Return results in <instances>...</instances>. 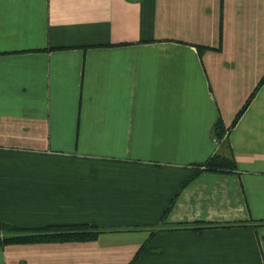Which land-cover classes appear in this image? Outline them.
<instances>
[{"label": "crops", "instance_id": "1", "mask_svg": "<svg viewBox=\"0 0 264 264\" xmlns=\"http://www.w3.org/2000/svg\"><path fill=\"white\" fill-rule=\"evenodd\" d=\"M263 77L264 0H0V222L96 228L0 264H264Z\"/></svg>", "mask_w": 264, "mask_h": 264}, {"label": "trees", "instance_id": "2", "mask_svg": "<svg viewBox=\"0 0 264 264\" xmlns=\"http://www.w3.org/2000/svg\"><path fill=\"white\" fill-rule=\"evenodd\" d=\"M200 49L201 47H197V50ZM263 81H264V77L262 78L258 86H260L263 83ZM251 98L252 96H250V98L247 100L245 105L239 111L232 125H234L236 120L247 108ZM219 126L220 125L218 124L215 126V131L218 137H220L222 134L220 131L217 132V130L220 128ZM204 167L207 171H222L223 169H226L228 165L227 162H223V161L220 162L218 159L212 158L204 165ZM262 225H264V223ZM1 231L7 233H14L15 236H11V237L2 236V238L0 236V247H3L8 244H32V243H45V242L62 241V240L63 241L86 240L96 237V233H95L96 228L94 226H88V225L70 226V227L68 226L51 227L42 230L44 232L33 233L23 230L21 231L13 228L12 226L0 222V232ZM141 250L142 248L139 250V253L141 252Z\"/></svg>", "mask_w": 264, "mask_h": 264}, {"label": "rangeland", "instance_id": "3", "mask_svg": "<svg viewBox=\"0 0 264 264\" xmlns=\"http://www.w3.org/2000/svg\"><path fill=\"white\" fill-rule=\"evenodd\" d=\"M51 231H54V230H51ZM12 234V235H11ZM0 236L2 238V236H5V237H11V236H15L14 233H7V232H0Z\"/></svg>", "mask_w": 264, "mask_h": 264}]
</instances>
